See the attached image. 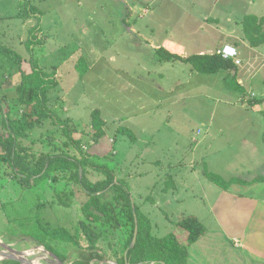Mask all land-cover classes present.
Here are the masks:
<instances>
[{"label":"rangeland","instance_id":"374dc122","mask_svg":"<svg viewBox=\"0 0 264 264\" xmlns=\"http://www.w3.org/2000/svg\"><path fill=\"white\" fill-rule=\"evenodd\" d=\"M250 1L227 6V0H135L138 6L147 4L152 8L144 19L136 15L134 25L140 31L148 18L147 23L159 19L168 22L175 34L193 31L200 40L208 34L202 22L211 10L220 18L249 14L254 12L248 5ZM132 2L0 0V44L20 56V68L25 74L31 73L34 63L57 80V87L48 93V108L59 123L44 121L20 144L31 154L30 159L41 154H82L93 165L112 169L118 179L132 175L130 181L126 180L127 190L138 210L140 196H149L145 198L150 205L160 203L162 212L154 209V215L148 218L151 235L162 238L172 233L184 244L187 233L177 226L178 222L196 213L202 218L204 231L213 224L208 209L218 190L205 174L243 173L264 160V125L257 117L264 97L254 91L255 105L251 104L252 96L242 101L243 105H235V97L228 100L219 93L208 94L187 85L183 71H191L190 66L159 61L141 39L152 41L154 35L149 31L139 32V37L131 35L130 28L123 24V12L115 13L117 9L112 7L117 4L121 9ZM211 2L215 6H207ZM17 66L9 55L0 52V104L9 105L11 117L18 119L20 107L13 98L20 81ZM238 69L256 71L246 58ZM80 71H85L83 76ZM168 71L178 72L172 75ZM176 75L178 88L171 86L169 92L168 85ZM139 76L143 79L139 80ZM177 97L182 99L175 105ZM94 110L100 112L105 123L98 143L93 140L90 122ZM1 118L0 112V133H5ZM127 120L122 127L118 125ZM62 126L69 128L80 150L64 146L67 140ZM126 126L133 132L118 133V128ZM141 127L146 134L141 133ZM245 141L251 147L244 145ZM131 142L135 145L131 150L127 148L126 154L125 148L116 152ZM146 158L152 159L147 163L143 161ZM119 159L129 162L126 174L116 168L120 163L121 169L124 167ZM145 169L150 175L142 174ZM74 171L50 174L28 190L9 177L0 181V252L30 254L28 261L39 260V264H85L89 250L83 236L79 247L46 236L41 242L37 237L38 232L45 234L38 228L40 225L48 229L63 227L70 233L79 231L78 223L84 220L82 207L89 202V196L74 178ZM84 174L90 183L102 177L89 167ZM99 200L116 207L114 223L117 221L120 228L111 234L109 224H95V230L101 232L96 250L99 257L89 264H118L125 255V241L132 228L130 212L119 193L112 190L102 193ZM0 264L26 263L0 259Z\"/></svg>","mask_w":264,"mask_h":264},{"label":"trees","instance_id":"16d2710c","mask_svg":"<svg viewBox=\"0 0 264 264\" xmlns=\"http://www.w3.org/2000/svg\"><path fill=\"white\" fill-rule=\"evenodd\" d=\"M242 31L249 46H264V18L258 19L252 15L245 16L242 21ZM0 52L9 55L17 63L20 74V81L15 87L13 95L16 104L20 107L19 118L11 117L9 105L3 107L0 104L1 128L5 131V133H0V181L4 177H9L20 187L28 190L37 187L50 174L75 170L74 175H72L83 192L89 196V202L82 207L84 220L78 223L79 231L70 233L63 227L48 229L40 225L38 228L44 229L45 234L38 232L39 241L42 242L46 236L50 240L70 243L79 247L80 237L83 236L89 250L85 264L97 259L99 257L96 253L97 243L101 239V232L95 230V224L100 222L109 224L111 234L120 228L117 221L114 223L116 207L101 203L99 200L102 193L112 190L119 193L125 208L130 212V221L132 222L130 235L125 241L126 255L121 256L118 261L119 264H187V248L206 234L204 227L196 217L189 216L177 223V226L183 228L187 233L184 244L179 242L172 233L162 238L154 237L151 235L148 218L142 215L133 203L127 190L126 181L118 179L112 169L102 165H93L82 154L80 157L70 156L68 153L41 154L30 159L31 154L25 151L20 141L29 137L46 120L59 123L48 108V93L57 87V80L54 74L43 72L34 63L31 65V73L25 74L20 68L22 60L17 53L1 44ZM155 53L159 61H178L189 65L191 71L202 75L229 73L236 70V65L232 61L225 60L218 54L181 58L171 55L163 49L156 50ZM84 72L80 71V75L83 76ZM9 98L11 99L12 95ZM90 118L91 126L94 129L93 140L98 143L102 137V128L105 123L98 110L92 111ZM60 122L64 124V121L60 120ZM62 132L67 140L64 146L72 145L80 150L79 143L72 139L69 128L62 126ZM118 133L128 134V130L118 128ZM86 167L95 170L102 177L95 183H90L84 174ZM205 177L222 189H227L230 183L239 182L237 179L225 181L221 177L209 173H206ZM135 219L138 227L137 238L134 247H130ZM28 234L31 235L29 232ZM48 250L52 252L50 248Z\"/></svg>","mask_w":264,"mask_h":264},{"label":"crops","instance_id":"0c3cea01","mask_svg":"<svg viewBox=\"0 0 264 264\" xmlns=\"http://www.w3.org/2000/svg\"><path fill=\"white\" fill-rule=\"evenodd\" d=\"M132 1V4H125L121 9H119L117 4H112V7L117 9L114 10L115 13L119 10L123 12V24L128 29L130 28L131 35L138 36L139 32L146 33L148 31L154 35L152 41L140 37L154 53L156 50L163 49L171 55L188 58L191 56L218 54L223 46L228 45L237 50L240 65L242 60L246 58L253 62L256 69V71H252V69L241 71L238 69V66H240L238 65L234 71L215 75H202L194 71H183L186 75L185 83L187 85H195L208 94L219 93L221 97L228 100L236 98L235 105H243L242 101H248V96H252L251 104L255 105L253 103L256 101L254 91L259 92L260 96L264 97V71H262L264 68V46H249L242 31V21L245 16L252 15L258 19L264 18V0H251L248 5L254 8V12L240 14L239 16L231 14L220 18L216 14H211L213 12L211 10L204 17V22H202L204 29L208 30V34L200 40L195 37L193 31L186 30L184 32L179 29L182 34H175L174 29L168 25V22L159 19L156 21L150 20L147 23L148 18L144 27L140 26V31H138L135 28L136 24L134 25L137 22L136 15L144 19L152 7L146 6L147 4L138 6V2ZM227 1V6L234 2H242V0ZM261 3L262 6H260ZM207 6L213 7L215 4L211 2ZM229 11L232 13L231 9ZM168 72L173 75L178 71ZM163 76L164 73L160 74V77ZM173 78L175 80L168 85L170 86L167 89L169 92L172 91L171 86H173V89L174 85L176 89L178 88L177 75L176 78L174 76ZM138 79L142 80L143 78L139 76ZM144 84H147V82L144 81ZM160 90L163 92L165 89ZM181 99L177 97L174 100L175 105L179 104ZM259 106L260 110L257 117L260 123L264 125V101H261ZM128 122V120L119 122L118 125L122 127ZM125 129H127V126ZM140 130L142 134H146L144 128L141 127ZM131 131L133 132V130ZM121 138L124 139V137ZM245 142L244 145L251 147L250 142ZM134 145L135 142H131L129 145L124 144V147L122 146L116 152L118 153L122 148H125L126 154ZM147 154L148 150L145 147V155ZM149 159L152 158H146L143 161L148 163ZM119 160L117 162L120 163L121 161ZM122 162L124 164L123 169L119 166L121 163L116 168L126 174L127 168L125 167H127L129 162L126 159H123ZM142 174L148 176L150 172L145 169ZM218 175L223 177L224 179H222L225 181L237 179L239 182L230 183L227 189H222L215 185L218 190L217 195L213 198L208 209V217L213 220V224L211 228H206V234L202 238L187 248V264H264V160L261 161L260 165L255 164L253 169H244L243 173H219ZM131 178L132 175L126 174L125 181H130ZM145 197L149 196H140L139 211L142 215L151 218L154 215V209L155 212H162L158 208L160 203H152L150 205L146 200L148 198ZM192 216L196 217L203 226L201 216L196 213H193Z\"/></svg>","mask_w":264,"mask_h":264},{"label":"water","instance_id":"95a60500","mask_svg":"<svg viewBox=\"0 0 264 264\" xmlns=\"http://www.w3.org/2000/svg\"><path fill=\"white\" fill-rule=\"evenodd\" d=\"M137 232H138V227H137V220L135 219V227H134V233H133V238L130 247H134L136 243V238H137ZM126 255V253H125ZM19 254H16L14 251L8 250V252H0V259H10L18 262H25L26 264H30L28 261L22 260ZM58 264H61L60 262H57ZM129 264V263H126Z\"/></svg>","mask_w":264,"mask_h":264},{"label":"built area","instance_id":"2783aa9c","mask_svg":"<svg viewBox=\"0 0 264 264\" xmlns=\"http://www.w3.org/2000/svg\"><path fill=\"white\" fill-rule=\"evenodd\" d=\"M218 55H220L225 60L232 61L236 66L240 65L237 50L232 46H223L218 52Z\"/></svg>","mask_w":264,"mask_h":264},{"label":"bare ground","instance_id":"6f19581e","mask_svg":"<svg viewBox=\"0 0 264 264\" xmlns=\"http://www.w3.org/2000/svg\"><path fill=\"white\" fill-rule=\"evenodd\" d=\"M42 251V250H41ZM39 252V251H38ZM28 256H30V254H21L19 257L24 260V261H28ZM55 256V255H54ZM45 259V258H44ZM30 264H39V260H32V261H28ZM54 264H58V263H54Z\"/></svg>","mask_w":264,"mask_h":264},{"label":"flooded vegetation","instance_id":"af4514ba","mask_svg":"<svg viewBox=\"0 0 264 264\" xmlns=\"http://www.w3.org/2000/svg\"><path fill=\"white\" fill-rule=\"evenodd\" d=\"M119 264V263H118Z\"/></svg>","mask_w":264,"mask_h":264}]
</instances>
